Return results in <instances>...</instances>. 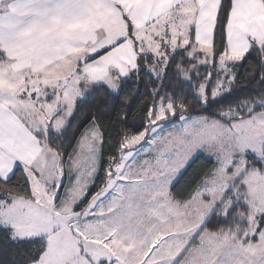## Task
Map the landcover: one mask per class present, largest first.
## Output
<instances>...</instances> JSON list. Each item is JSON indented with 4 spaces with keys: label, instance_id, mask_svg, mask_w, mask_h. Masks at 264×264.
Wrapping results in <instances>:
<instances>
[{
    "label": "snow or ice",
    "instance_id": "6c2138e0",
    "mask_svg": "<svg viewBox=\"0 0 264 264\" xmlns=\"http://www.w3.org/2000/svg\"><path fill=\"white\" fill-rule=\"evenodd\" d=\"M0 264H264V0H0Z\"/></svg>",
    "mask_w": 264,
    "mask_h": 264
},
{
    "label": "trees",
    "instance_id": "16d2710c",
    "mask_svg": "<svg viewBox=\"0 0 264 264\" xmlns=\"http://www.w3.org/2000/svg\"><path fill=\"white\" fill-rule=\"evenodd\" d=\"M241 71H243V70H241ZM125 92L127 93L128 97H129V103L126 106V108L128 110L129 124L132 125V124L137 123L136 118H137V115L139 113V108H140V105L142 104V102L144 100L143 89H141L139 95L132 88H126ZM86 107H85V110H86Z\"/></svg>",
    "mask_w": 264,
    "mask_h": 264
}]
</instances>
